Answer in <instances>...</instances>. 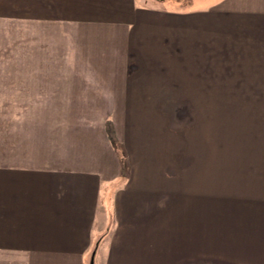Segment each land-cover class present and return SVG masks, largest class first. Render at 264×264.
<instances>
[{"label": "crops", "instance_id": "obj_1", "mask_svg": "<svg viewBox=\"0 0 264 264\" xmlns=\"http://www.w3.org/2000/svg\"><path fill=\"white\" fill-rule=\"evenodd\" d=\"M175 3L0 0V264H264V0ZM218 99L244 174L178 156Z\"/></svg>", "mask_w": 264, "mask_h": 264}, {"label": "rangeland", "instance_id": "obj_2", "mask_svg": "<svg viewBox=\"0 0 264 264\" xmlns=\"http://www.w3.org/2000/svg\"><path fill=\"white\" fill-rule=\"evenodd\" d=\"M169 5L181 2L191 4L194 0H167ZM218 80L229 81L227 76ZM222 96L244 97V84L239 87L222 85L218 87ZM182 102H178L180 104ZM185 103V102H184ZM168 118L171 129H179V157L188 166V156L199 166L201 172L217 174H244V99H218L216 101L189 102ZM200 126V128H199ZM194 136V154L190 152ZM198 166H196L198 171Z\"/></svg>", "mask_w": 264, "mask_h": 264}, {"label": "water", "instance_id": "obj_3", "mask_svg": "<svg viewBox=\"0 0 264 264\" xmlns=\"http://www.w3.org/2000/svg\"><path fill=\"white\" fill-rule=\"evenodd\" d=\"M91 264H93V263L91 262Z\"/></svg>", "mask_w": 264, "mask_h": 264}]
</instances>
